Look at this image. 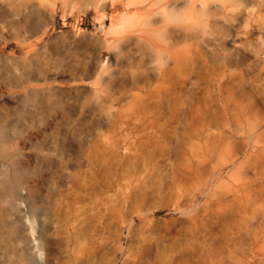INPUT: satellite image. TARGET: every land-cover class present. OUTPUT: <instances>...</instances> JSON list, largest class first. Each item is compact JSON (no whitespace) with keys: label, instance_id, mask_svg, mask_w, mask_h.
Wrapping results in <instances>:
<instances>
[{"label":"rangeland","instance_id":"obj_1","mask_svg":"<svg viewBox=\"0 0 264 264\" xmlns=\"http://www.w3.org/2000/svg\"><path fill=\"white\" fill-rule=\"evenodd\" d=\"M148 2L0 0V169L35 170L43 264H264V0L189 38ZM22 245L0 225V264Z\"/></svg>","mask_w":264,"mask_h":264},{"label":"bare ground","instance_id":"obj_2","mask_svg":"<svg viewBox=\"0 0 264 264\" xmlns=\"http://www.w3.org/2000/svg\"><path fill=\"white\" fill-rule=\"evenodd\" d=\"M257 1L258 0H250V2ZM207 2L208 0H149L148 11L155 10V12L158 14L157 20L162 24L156 29L160 31L164 38L171 36L170 34H173L174 31L176 32L177 28L179 27H182V29L186 31V34L184 33L183 36L188 37L190 34L192 35L196 32H203L198 29V25H201L199 28H202L203 24L196 20L195 14L198 12L200 13L204 9ZM123 17L121 16V18ZM124 18L122 20H124ZM201 22L204 23L203 20ZM163 73H161L162 75L160 74L162 78L164 76ZM166 73L167 72L165 71V74ZM30 94V99L32 101H35L37 98H39L38 92L36 91H31ZM2 120V116L0 115V121ZM6 137L5 127L4 125H1L0 158L7 156V150L3 148ZM32 170L34 169L30 170V168H24L21 165L20 158L17 154H15L13 159H9L8 164L3 167L2 170L0 169V225L6 227L9 226L11 228L13 237L23 242L20 254L29 255L30 250L32 251L34 248V253H36L38 258V264H43V251L47 246V221L43 216L42 222L40 224L37 223V225L35 224L37 222L36 219L40 204L35 202L33 189L28 185V180L33 175V173H35V170ZM23 204L27 205L30 209L32 219L30 220L28 218V222L23 221L24 223L22 224L20 221V216L23 211ZM12 211L16 213L14 219L10 215ZM25 224L29 225L28 232H26L24 226ZM9 246L10 249H12V247L16 245L14 243H9ZM29 246L32 248L29 249ZM87 255L89 257V252ZM79 257L85 258L83 254L79 255ZM91 257L93 256H90V258ZM23 260L29 262L30 259L23 257Z\"/></svg>","mask_w":264,"mask_h":264}]
</instances>
